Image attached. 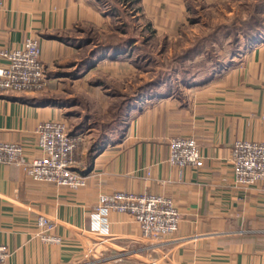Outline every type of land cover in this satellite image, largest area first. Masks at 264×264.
<instances>
[{"label":"crops","instance_id":"0c3cea01","mask_svg":"<svg viewBox=\"0 0 264 264\" xmlns=\"http://www.w3.org/2000/svg\"><path fill=\"white\" fill-rule=\"evenodd\" d=\"M143 3L149 13L163 10L159 0ZM171 6L180 14L170 20L175 27L186 8ZM108 22L95 0H0V49L38 39L49 79L40 92L0 94V142L22 145L30 162L42 156L40 124L65 122L74 136L85 129V122L74 133L69 127L80 106L70 89L87 83L93 67L84 61L93 47L80 44L75 31ZM234 59L182 97L143 102L122 133L78 151L82 188L38 182L16 164H0V245L9 249L2 264H264V182L237 186L231 162L235 142H264V46ZM175 138L198 142L201 168L168 162ZM112 191L171 199L180 213L176 241L146 253L131 215L96 211L99 197ZM40 216L54 227H39Z\"/></svg>","mask_w":264,"mask_h":264},{"label":"rangeland","instance_id":"374dc122","mask_svg":"<svg viewBox=\"0 0 264 264\" xmlns=\"http://www.w3.org/2000/svg\"><path fill=\"white\" fill-rule=\"evenodd\" d=\"M95 1L109 22L75 31L80 44L93 47L84 61L93 67L87 83L70 89L80 106L69 127L74 133L81 130L78 122L86 123L77 136L80 153L97 137L122 133L131 121L129 113L150 99L145 94L169 88L182 97L189 86L179 72L188 70L194 80H205L217 63L223 68L264 46V0H159L163 10L155 13L148 12L144 0ZM176 2H183L186 11L172 27L170 20L180 15L170 10ZM109 46L111 51L104 49ZM156 82L160 86H152Z\"/></svg>","mask_w":264,"mask_h":264},{"label":"built area","instance_id":"2783aa9c","mask_svg":"<svg viewBox=\"0 0 264 264\" xmlns=\"http://www.w3.org/2000/svg\"><path fill=\"white\" fill-rule=\"evenodd\" d=\"M0 59L5 62L0 67V94L40 92L47 87L48 73L41 61L38 40L30 38L21 48L14 50L0 49ZM261 118L264 121V111ZM36 136L42 156L29 162L22 145L0 142V164H16L38 182L73 190L84 187L86 179L77 170L80 166V137L72 135L62 121L40 124ZM168 162L180 169L204 165L200 146L193 138L172 139ZM231 162L237 186L251 187L264 182V142H235ZM96 211L99 215L109 212L131 215L141 228V240L148 254H156L176 241L174 235L179 228L180 213L169 198L112 191L99 197ZM38 225L48 230L54 227L53 222L43 216L39 217ZM8 256V247L0 245V264Z\"/></svg>","mask_w":264,"mask_h":264},{"label":"trees","instance_id":"16d2710c","mask_svg":"<svg viewBox=\"0 0 264 264\" xmlns=\"http://www.w3.org/2000/svg\"><path fill=\"white\" fill-rule=\"evenodd\" d=\"M52 37H54V38H59V36H52ZM60 39H62V38H60ZM64 39V38H63ZM103 45H101L100 46V48L102 47ZM104 47V46H103ZM109 49H107V48H104L105 50H112L113 49V47H108ZM103 49V50H104ZM113 51H116L117 52V50H113ZM97 52H99V51H97ZM222 66H223V64H216V66H214V67H210L211 69H210V74L207 76V78L205 79V80H199V81H197V80H194L195 79V77H196V75L195 74H193V73H189V71L187 70H184L183 72L181 71V72H179L180 74H181V76L183 77L182 78V82L184 83V84H186L187 86H190V85H204V84H206V83H208L209 81H211L212 79H213V77L215 76V74L216 73H218V71H219V69H221L222 68ZM171 76H173V74H171ZM185 77H187V78H185ZM168 81V80H167ZM164 83H166V81L164 82ZM152 86H160V83L158 82H156V83H154ZM154 87V88H155ZM161 88V87H160ZM154 94H145V95H148L149 96V98L150 99H152V98H163V97H166V96H169V95H171V94H173L172 92H171V90L169 89V88H164V90H160V89H156L155 90V92H153Z\"/></svg>","mask_w":264,"mask_h":264}]
</instances>
